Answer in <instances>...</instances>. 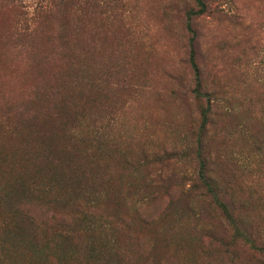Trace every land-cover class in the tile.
<instances>
[{"label": "rangeland", "instance_id": "1", "mask_svg": "<svg viewBox=\"0 0 264 264\" xmlns=\"http://www.w3.org/2000/svg\"><path fill=\"white\" fill-rule=\"evenodd\" d=\"M0 0V264H264V0ZM201 131V130H200Z\"/></svg>", "mask_w": 264, "mask_h": 264}, {"label": "trees", "instance_id": "2", "mask_svg": "<svg viewBox=\"0 0 264 264\" xmlns=\"http://www.w3.org/2000/svg\"><path fill=\"white\" fill-rule=\"evenodd\" d=\"M196 5L198 7L197 10H193L190 12L189 17H188V24H187V31L190 35L189 40H188V64L192 73L193 77V83H194V88L193 92L194 95L197 99H203L207 98L208 99V106L206 109L202 110L201 117H202V123L200 126V130L197 132V147H196V152L199 160V180L203 183V185L206 187L207 191L211 193L214 196L215 202L217 206L221 209L223 212L224 216L226 217L228 223L234 226V235L235 237H239V239L245 243L248 244L252 249L256 250H261L259 246L256 245L255 241L248 237V235L244 232V230L239 226V221L236 219L234 220L231 213L229 212V209L225 205V203L222 202L219 194L215 193V180L209 176H207V167L205 164V160L202 156V131L204 130V125L207 123V117L209 113V104L211 103L210 96L211 94L209 91L205 90L204 87V81L202 79L201 75V70L197 64L196 61V48H195V41H196V31L193 27V19H195L198 16H201L206 12V5L204 0H195ZM262 251V250H261Z\"/></svg>", "mask_w": 264, "mask_h": 264}]
</instances>
